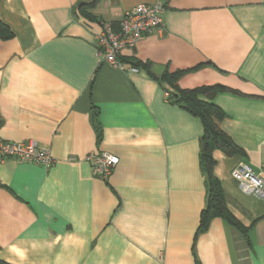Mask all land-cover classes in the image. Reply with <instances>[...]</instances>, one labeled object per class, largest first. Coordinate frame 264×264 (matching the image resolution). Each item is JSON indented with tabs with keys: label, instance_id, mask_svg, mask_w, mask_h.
Wrapping results in <instances>:
<instances>
[{
	"label": "crops",
	"instance_id": "0c3cea01",
	"mask_svg": "<svg viewBox=\"0 0 264 264\" xmlns=\"http://www.w3.org/2000/svg\"><path fill=\"white\" fill-rule=\"evenodd\" d=\"M156 0H0V142L48 150L49 168L0 163L5 264H264V200L231 179L264 162V0H176L162 32L122 50L137 73L98 55L94 37ZM183 74L169 86L163 74ZM221 86L215 124L241 150L211 154L212 175L243 236L206 203L200 120L164 98ZM96 114L97 129L93 123ZM119 161L107 180L86 157Z\"/></svg>",
	"mask_w": 264,
	"mask_h": 264
},
{
	"label": "built area",
	"instance_id": "2783aa9c",
	"mask_svg": "<svg viewBox=\"0 0 264 264\" xmlns=\"http://www.w3.org/2000/svg\"><path fill=\"white\" fill-rule=\"evenodd\" d=\"M176 0H156L154 4H140L124 13L114 29L105 24L94 40L98 55L108 65L137 73V69L128 67L120 60L122 50H130L146 35L162 32V12L166 4ZM169 93H164L167 100ZM13 159L18 163H32L49 168L54 160L48 150L41 149L31 142H0V163ZM92 177L107 180L118 164V157L110 153L89 154L86 157ZM231 179L244 195L256 200H264V162L258 173L245 164L236 165L230 172Z\"/></svg>",
	"mask_w": 264,
	"mask_h": 264
},
{
	"label": "trees",
	"instance_id": "16d2710c",
	"mask_svg": "<svg viewBox=\"0 0 264 264\" xmlns=\"http://www.w3.org/2000/svg\"><path fill=\"white\" fill-rule=\"evenodd\" d=\"M8 36V32L5 31L0 23V37L6 38ZM182 74V72H175L174 74L165 73L162 75L161 80L172 86ZM222 91H227V89L221 86L200 87L192 90L176 89L175 94L169 93L168 100L175 102L181 108L197 117L202 125L199 159L201 170L206 177L207 194L205 207L199 215L197 232L205 230L211 219L220 218L245 236V229L226 209L223 192L212 175L214 161L211 154L214 150H219L226 155L242 154L241 150L215 124V120L222 117V112L209 101L217 92ZM93 123L97 129L95 113H93ZM0 264L5 263L0 261Z\"/></svg>",
	"mask_w": 264,
	"mask_h": 264
}]
</instances>
